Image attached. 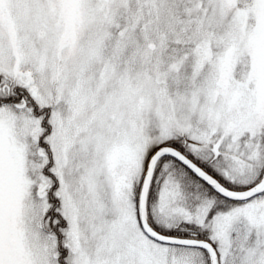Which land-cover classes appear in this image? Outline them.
Listing matches in <instances>:
<instances>
[{"label": "snow or ice", "instance_id": "6c2138e0", "mask_svg": "<svg viewBox=\"0 0 264 264\" xmlns=\"http://www.w3.org/2000/svg\"><path fill=\"white\" fill-rule=\"evenodd\" d=\"M0 264H264V0H0Z\"/></svg>", "mask_w": 264, "mask_h": 264}]
</instances>
